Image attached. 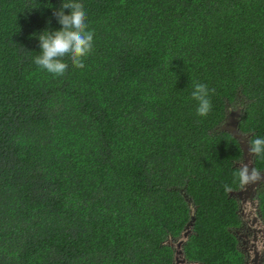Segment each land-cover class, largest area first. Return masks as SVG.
Instances as JSON below:
<instances>
[{"label":"trees","instance_id":"1","mask_svg":"<svg viewBox=\"0 0 264 264\" xmlns=\"http://www.w3.org/2000/svg\"><path fill=\"white\" fill-rule=\"evenodd\" d=\"M77 2L93 50L57 77L34 60L63 0H0V264H245L220 128L264 138V0Z\"/></svg>","mask_w":264,"mask_h":264},{"label":"clouds","instance_id":"2","mask_svg":"<svg viewBox=\"0 0 264 264\" xmlns=\"http://www.w3.org/2000/svg\"><path fill=\"white\" fill-rule=\"evenodd\" d=\"M65 10L70 12L66 14ZM53 15L62 27L44 30L38 35L41 54L35 57L34 63L54 76L63 77L68 69L66 60L77 68L85 67L84 60L93 50L94 32L88 30L87 14L77 0H63ZM192 98L198 102L197 114L206 117L212 110L207 85L196 83ZM248 145L251 156H264V138L250 139ZM237 175L242 186L258 179L256 170L250 169L246 163L240 164Z\"/></svg>","mask_w":264,"mask_h":264},{"label":"flooded vegetation","instance_id":"3","mask_svg":"<svg viewBox=\"0 0 264 264\" xmlns=\"http://www.w3.org/2000/svg\"><path fill=\"white\" fill-rule=\"evenodd\" d=\"M245 137L248 141V137ZM248 156L251 161L248 166L250 169H254V156L250 154ZM246 162L244 161L243 163ZM256 172L258 173V179L243 185L234 194L236 200L239 201V210L243 220L242 226L236 230L235 234L239 241V249L246 257L245 264H264V219L259 211L260 194L264 192V171L259 172L256 170ZM250 213H253V217L248 216ZM186 233L184 234L185 238L188 236V232ZM181 255L183 256V253L180 250V246H178L176 262ZM177 264L182 263L177 262ZM184 264L188 263L185 262Z\"/></svg>","mask_w":264,"mask_h":264},{"label":"water","instance_id":"4","mask_svg":"<svg viewBox=\"0 0 264 264\" xmlns=\"http://www.w3.org/2000/svg\"><path fill=\"white\" fill-rule=\"evenodd\" d=\"M241 112L239 111H234L232 112V114H229L225 123L221 126V130L222 131H227L229 132L235 139L239 140L241 145H242V148L244 150V156H245V160L247 159L248 160V155H249V146L248 144L246 143L247 140H246V135L243 134L242 132L239 131V116H240ZM244 140V141H243ZM190 226V224L188 225ZM187 235V233H186ZM180 254V253H179ZM177 262H181L182 264H184L186 262V260L183 258V256L181 255L180 256V259L177 261Z\"/></svg>","mask_w":264,"mask_h":264},{"label":"rangeland","instance_id":"5","mask_svg":"<svg viewBox=\"0 0 264 264\" xmlns=\"http://www.w3.org/2000/svg\"><path fill=\"white\" fill-rule=\"evenodd\" d=\"M236 112V110L234 109V110H232V112ZM232 112L230 113V114H232ZM241 112V114H242V111H240ZM241 114H240V116H241ZM246 161H248V162H246ZM245 162H246V164H248L249 162L251 163V161H250V159L248 158V160L246 159L245 160ZM251 165V164H250ZM249 217H253V213H250L249 215H248Z\"/></svg>","mask_w":264,"mask_h":264}]
</instances>
